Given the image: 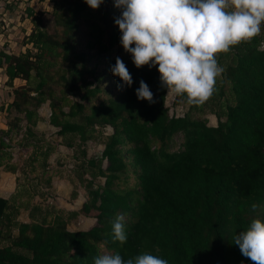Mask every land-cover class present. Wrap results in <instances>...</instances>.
Here are the masks:
<instances>
[{
	"label": "trees",
	"instance_id": "obj_1",
	"mask_svg": "<svg viewBox=\"0 0 264 264\" xmlns=\"http://www.w3.org/2000/svg\"><path fill=\"white\" fill-rule=\"evenodd\" d=\"M54 4L59 32L41 27L44 12L28 7L36 25L27 40L31 47L19 54L0 50V67L14 87L6 109L24 114L32 133L41 119L39 109L49 101L50 123L60 136L76 137L80 146L96 139L104 127L113 128L102 155L86 158L85 173L92 180L86 185L90 201L82 211L88 216L96 211L97 224L72 230L71 218L41 206L30 208V220L23 221L11 210L17 208L18 214L29 205L0 196V264H94L104 248L125 260L149 253L168 264H252L233 236L246 230L252 219L264 220V32L251 43L217 54L224 71L208 101L227 103L225 114L211 110L218 118L214 126L191 112L171 114L157 67L137 68L124 49L117 53L123 47L114 22L120 9L114 0H104L95 10L85 0ZM79 34L85 48H80ZM116 57L133 79L122 90L117 89L122 81L110 71ZM17 78L27 83L15 87ZM141 80L154 103L137 98ZM106 81L113 92L102 98ZM177 100L186 102L184 97ZM206 103L191 105V111ZM22 121L17 116L2 134L15 131ZM178 136L182 141L174 149ZM66 144L76 147L75 141ZM11 146L0 135V170L12 159ZM134 175L137 182L132 186L121 184ZM97 177H104V184L95 186ZM118 214L125 217L123 244L111 235Z\"/></svg>",
	"mask_w": 264,
	"mask_h": 264
},
{
	"label": "clouds",
	"instance_id": "obj_2",
	"mask_svg": "<svg viewBox=\"0 0 264 264\" xmlns=\"http://www.w3.org/2000/svg\"><path fill=\"white\" fill-rule=\"evenodd\" d=\"M104 0H85L98 9ZM120 9L115 18L120 44L131 54L137 68L157 67L167 95L184 97L189 105L201 106L215 92L217 78L224 71L217 54L251 43L264 32V0H114ZM122 83V90L133 79L126 64L116 57L110 67ZM137 98L154 103L153 93L141 80L135 90ZM255 210L256 205H252ZM112 239L127 240L125 217L112 221ZM233 243L252 264H264V220L252 219L249 227L233 236ZM94 264H168L166 259L142 253L125 260L119 253H105Z\"/></svg>",
	"mask_w": 264,
	"mask_h": 264
},
{
	"label": "rangeland",
	"instance_id": "obj_3",
	"mask_svg": "<svg viewBox=\"0 0 264 264\" xmlns=\"http://www.w3.org/2000/svg\"><path fill=\"white\" fill-rule=\"evenodd\" d=\"M28 7L34 8L36 13L44 12L41 15V27L48 32L55 33L61 30L62 27L57 25L53 13L55 10L54 0H0V50L4 49L19 54L26 52L31 47L32 44H27V40L36 25L28 13ZM78 42L81 43L80 48H85L86 40L82 34H79ZM122 50L123 48H117V53L120 54ZM124 54L131 57L130 53L124 52ZM96 60L97 58L94 57L91 63L94 64ZM100 70L104 72L105 67L101 66ZM26 83V80L21 78H17L14 82L15 87ZM104 84L107 85L108 82L106 81ZM13 91L14 87L9 85L5 70L0 67V108L4 106V110H0V135H3V138L7 137L12 142L11 148L8 149L12 159L8 162L7 167L1 168L0 173L8 172L11 175L10 178H13L17 183L16 190L10 199L17 204L19 202L29 205L28 209H20L18 214L17 208L11 211H15L16 218L29 221L30 208L41 206L43 209L63 213L67 219L71 218L68 219V227L72 230L90 229L97 223L95 216L97 212L92 211L88 216L82 211L85 203L90 201L86 185L89 180H92V175L85 173L86 158L102 155L105 148L104 142L108 134L113 132V128L110 125L104 127L103 130L98 131L96 139L80 146L76 137H72V135L60 136L59 128L50 123L52 109L48 101L39 109L41 119L36 126H32V133H29L24 114H19L15 109L12 112H8L6 109L14 97ZM112 92L113 89L108 84V89L106 88L100 96L107 98ZM176 100L177 97L167 95L166 104L171 114L184 116L191 112L195 117L207 119L209 125L218 124V118L211 113V110L225 114V104L227 103L224 99L223 106L207 101L204 108H198L192 112L191 105L185 101ZM17 116L23 119L20 127L8 135L2 134V129H8L10 124L15 122ZM73 141H75L76 147L72 148L66 144ZM181 141L182 136H178L173 148L178 149ZM84 151L87 152L86 157L83 155ZM107 164V160H104L103 166L106 167ZM11 168L14 170L9 171ZM2 177L5 182L10 179L0 175V184H2ZM135 177L134 175L128 183L121 182V184L132 186L137 182ZM104 182V177H97L94 185L104 184ZM73 212H78L79 215L71 216L70 214ZM103 250L104 254H111L107 249Z\"/></svg>",
	"mask_w": 264,
	"mask_h": 264
},
{
	"label": "crops",
	"instance_id": "obj_4",
	"mask_svg": "<svg viewBox=\"0 0 264 264\" xmlns=\"http://www.w3.org/2000/svg\"><path fill=\"white\" fill-rule=\"evenodd\" d=\"M214 126H216V125L214 124ZM0 175L8 177V178H10V176H11L8 172L5 173V171H3V173H0ZM1 182H2V184H0V196L4 197V198H7V199H10V197L13 195V193L16 190V187H17L16 181L13 180V178H10L9 180H7V182H5L4 177H2ZM86 219H88V218H86ZM23 221H26V220H23ZM77 230H82V229H77ZM84 230H87V229H84Z\"/></svg>",
	"mask_w": 264,
	"mask_h": 264
},
{
	"label": "built area",
	"instance_id": "obj_5",
	"mask_svg": "<svg viewBox=\"0 0 264 264\" xmlns=\"http://www.w3.org/2000/svg\"><path fill=\"white\" fill-rule=\"evenodd\" d=\"M261 48L264 49V40L261 42ZM51 114H52V112H51ZM4 139H5L6 142L11 143V145H12V142H10L7 137H5Z\"/></svg>",
	"mask_w": 264,
	"mask_h": 264
}]
</instances>
